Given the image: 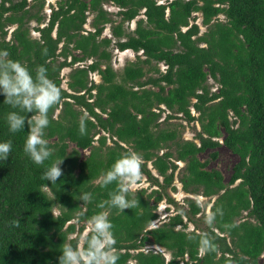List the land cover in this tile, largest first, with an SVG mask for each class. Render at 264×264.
I'll return each mask as SVG.
<instances>
[{"label": "trees", "instance_id": "16d2710c", "mask_svg": "<svg viewBox=\"0 0 264 264\" xmlns=\"http://www.w3.org/2000/svg\"><path fill=\"white\" fill-rule=\"evenodd\" d=\"M106 1L116 10L104 8ZM43 3L0 0V51L33 74L46 67L62 90L45 130L54 152L43 165L23 152L27 124L20 132L9 131L6 117L16 109L0 95V142H12L9 159L0 162V264H58L62 245L76 247L85 223L99 211L108 212L114 226L117 264H264V0H55L46 16ZM89 14L91 28H85ZM133 18L128 29L125 22ZM106 23L109 35H101ZM111 46L135 52L119 72L109 62ZM63 66H69L66 86L61 85ZM164 108L170 112L159 119ZM172 117L196 120L197 142L183 138L181 123ZM218 142L236 154L226 179L198 156ZM131 151L143 157L142 172L155 187L133 189L139 205L123 213L99 208L115 187H101L102 174ZM63 158L56 184L44 180L47 167ZM174 160L182 161L181 188L215 195L209 211L223 209L212 227L204 214L197 215L202 209L197 200L185 196L184 205L177 204L168 194ZM85 192L92 193V201L83 204L79 197ZM163 197L175 212L148 226ZM187 221L195 223L193 228ZM202 232L213 237L215 252L199 249ZM89 233L90 228L81 246ZM190 235L197 239L189 240ZM147 243L162 246L169 256L145 248Z\"/></svg>", "mask_w": 264, "mask_h": 264}, {"label": "clouds", "instance_id": "9594fccd", "mask_svg": "<svg viewBox=\"0 0 264 264\" xmlns=\"http://www.w3.org/2000/svg\"><path fill=\"white\" fill-rule=\"evenodd\" d=\"M47 54V50H44ZM8 51H0V95L4 97L3 103L10 105L14 111L7 114L6 122L11 133H17L25 129L28 131L23 145V152L30 160L43 165L54 152L45 138V130L50 125L49 112L62 101L61 88L48 77L47 68L39 66L35 73L26 67L21 61L13 60ZM31 113L26 118L21 113ZM79 133L87 134L85 119L79 122ZM12 151V142H0V162L7 161ZM63 159H56L43 173V179L56 184L63 175ZM143 157L135 152H125L119 155L107 169L101 178V187L109 188V199L102 201L98 207L104 209L115 208L120 213L126 209H133L139 205L136 192L132 186L143 179ZM131 194V198H130ZM79 200L83 204L92 201V193L85 192ZM63 207L61 205H58ZM217 216H223V209L217 207L215 211H209L204 216V223L212 227ZM90 225V233L84 238L83 246L73 247L71 244H63L58 257V264H117L119 254L115 247L116 239L112 231L113 224L109 219V213L99 211L87 220ZM16 226H19L18 222ZM189 240H196L190 235ZM199 249L204 253L215 252L216 244L208 232H202L197 240Z\"/></svg>", "mask_w": 264, "mask_h": 264}, {"label": "rangeland", "instance_id": "374dc122", "mask_svg": "<svg viewBox=\"0 0 264 264\" xmlns=\"http://www.w3.org/2000/svg\"><path fill=\"white\" fill-rule=\"evenodd\" d=\"M102 5H103L104 8H106V9H108L110 11H114L117 8V6H115L113 3L109 2V1L103 2ZM52 6H55V0H44L42 12H43V14H45V16L49 13L50 8ZM194 14H195L194 15L195 19L194 20L198 23L200 30H203L204 29V25L200 24V15H199V13L198 12H194ZM90 17H91V14H89L87 16V20L84 23V27L85 28H91L90 22H89L90 21ZM218 17L222 18L223 15L221 13H219ZM33 23H34V21L31 20L30 24H33ZM125 26L128 29H131L134 26V18L129 20V21H127V22H125ZM30 34L35 36L37 33H36V31L30 29ZM101 35H109V25H108V23L105 24V27L103 28V31H102ZM110 52H111V56H110L109 62L111 64V66L117 72H119L121 70V67L123 66V64L127 60L133 59L134 55H135V52L132 51L131 49H130V51L119 50V49H117L114 46L110 47ZM139 52L140 51H138L137 53H139ZM158 66H159L160 69L164 68V65L161 62H158ZM68 70H69V66H63L61 68V70H60L61 85L62 86H66L65 80L67 78ZM150 72H152V71H150ZM90 77L93 80H95V81H97L99 79L98 78V74L95 73V72H91L90 73ZM207 83L209 84V88L210 89H212V90L216 89L217 84L211 78H209V77L207 78ZM190 110H191V112L193 114H196V111L192 107H190ZM168 112H170V110L164 108L163 111H161V116H160L159 119L163 118L164 115L166 113H168ZM176 114H180V113H176ZM170 120H171V122H174V123H177V122L181 123V126H179L178 128H179L180 135L183 138L193 139V140H195L197 142V139L194 138L195 133L199 130V124H198V122L196 120L187 122L184 119L179 118V117H174V118L172 117V118H170ZM217 140L220 141L221 137H218ZM162 149H164V148H162ZM212 150H214L216 152L214 157L210 156V152ZM198 156L200 158H206L207 159V164H206L207 167H216V168H218L222 172L224 179H226L228 177V175L230 173V170H231V165L236 159V154L233 153L232 151H230L221 142H218L212 148H210V147L205 148V150L200 152L198 154ZM175 162L177 163V167L174 170V175H173V178H172V181H171V184L173 185V187H170V186L167 187L168 194L173 197V199L176 201L177 204H183V205H184L183 198L185 196H190V197L194 198L195 200H197L201 204V207H202L201 213H197V215L200 214L199 215L200 217L202 216V214L206 215V213L209 212V205H210V203H211V201H212V199L214 198L215 195H211V196L207 197V196H203V195H201L199 193H190V192L184 191L181 188V184H180V182L178 180V166L180 167L182 165V161L175 160ZM147 167H149L150 170L153 172L154 169L150 166L149 162H147ZM141 186L142 187H146L147 190H149L151 187H155V185L151 184L150 180L147 179L144 174H143V179L139 183L133 185L132 188L135 189V188H138V187H141ZM52 209H53V212H57V210H58L55 205L53 206ZM155 210H156L157 215L150 222V225H155V224L159 223L160 221L164 220L168 214H171V213L175 212L174 204L167 202L165 197L161 198L156 203ZM85 224H86L85 228L82 230L80 236L78 237L77 246L78 245L81 246L82 236H83L84 232L88 228H90V225H88L87 222ZM194 224L195 223H193V222L187 221V228H193ZM196 224L200 225V226L203 225V223L201 221H197ZM71 235H74V234H71ZM144 247L145 248H151V249H154V250H160L161 249L166 256L168 255V252L164 251L162 247L156 246L154 244L147 243ZM130 261L132 262V260H130Z\"/></svg>", "mask_w": 264, "mask_h": 264}, {"label": "crops", "instance_id": "0c3cea01", "mask_svg": "<svg viewBox=\"0 0 264 264\" xmlns=\"http://www.w3.org/2000/svg\"><path fill=\"white\" fill-rule=\"evenodd\" d=\"M122 50H125V51H130V49L129 48H125V49H122ZM175 161V160H174ZM153 174H155L156 175V172H155V170H153V172H152ZM166 190H167V188H166ZM171 196V195H170ZM155 212H156V210H154ZM169 215V214H168ZM167 217V216H166ZM166 219V218H165ZM164 219V220H165ZM153 220V219H152ZM151 220V221H152ZM163 221V220H162ZM161 222V221H160ZM158 224V223H157ZM156 225V224H155ZM148 226H153V225H150V223H149V225ZM151 244H154V245H156V246H159V245H157V244H155V243H151ZM159 247H162V246H159ZM163 248V247H162ZM163 250L165 251V249L163 248ZM160 251H162L161 249H160ZM168 252V251H167ZM162 253H163V255L165 256V258H167L168 256H169V253H168V255L166 256L165 254H164V252L162 251Z\"/></svg>", "mask_w": 264, "mask_h": 264}]
</instances>
